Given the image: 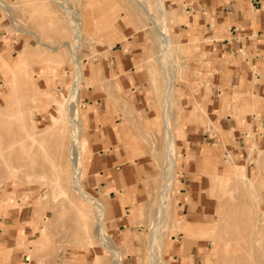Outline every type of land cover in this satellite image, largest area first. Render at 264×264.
Masks as SVG:
<instances>
[{
    "label": "rangeland",
    "instance_id": "1",
    "mask_svg": "<svg viewBox=\"0 0 264 264\" xmlns=\"http://www.w3.org/2000/svg\"><path fill=\"white\" fill-rule=\"evenodd\" d=\"M60 1L83 13L85 18L93 16L96 23L100 25L102 22L101 27H94L91 21L88 23V29H84L88 46L83 44L78 53L86 76L81 84L79 103L75 105L78 107L77 116L84 124L81 140L88 143L83 148L81 159L84 186L106 207V230L123 255V264H151L149 240L153 217L162 188L166 185L163 114L164 94L169 81L157 56L161 44L155 30L161 24H154L149 18V13L155 14L153 6L149 5L151 0H144L143 4L149 12L140 10L131 0ZM180 3L166 1L169 34L175 46L167 67L176 75L168 123L176 141H183L182 145L177 144V167L172 188L166 196L170 213L163 231L160 230L163 234L158 233L162 242V248L157 252L159 262L169 264V251L189 239V246L202 245L198 251L203 256V264H264L263 151L254 146L258 151L257 157L254 159L253 149L249 150L246 163L241 155H230L225 160L222 156L220 162L225 167L224 171L214 167L211 171L205 169L201 172L199 175L206 179L207 184L198 189V203L187 207L186 198L181 195L182 173L191 160L187 157L184 161L182 154V149L188 147L183 139L184 133L187 137L198 133L200 128L198 123L185 124L183 115L204 113L195 103L181 101L190 89L187 78L193 64L202 68L207 63L203 61L201 48L204 42L207 45L209 41L199 38L196 43H187L185 36L191 28L190 15L178 9L179 5L183 7ZM60 7L59 2L56 4L53 0H0V30L4 29L6 36V47L0 49V59L7 65L5 69L0 63V81L3 84L0 93V239L7 241L3 235L8 228L16 227L18 222L14 218L19 212L24 214L22 223L25 228L23 234L12 236L15 244L9 242L5 246L0 243V264H12L17 256L21 260L24 256L29 257L32 264H96L97 258L99 264H116L111 253L99 244L95 236V210L72 188L68 122H60L51 132L47 130L52 125V116L60 117L59 105L54 100L63 102L65 109L69 89L74 82L70 52L72 32L66 13ZM183 24L187 30H184L185 25L181 27ZM127 37L132 42L130 49L122 50ZM13 39L21 41L16 48L12 46ZM185 49L189 52L186 53ZM119 50L132 54L135 71L145 85L143 92L135 94L134 98L130 92L122 90L120 79L111 67V56ZM27 71L30 76L26 75ZM25 76H28V81L24 79V83L21 79ZM97 103L115 104L116 146L121 154L128 155V168L135 182L132 189L125 187V178L121 174L117 179L118 187L101 188L99 172L94 165L96 159L104 161L109 157L111 145L107 138V144L99 145V137L104 138L105 130L89 128V113L93 105L98 112ZM124 103L128 108H124ZM141 103H152L153 106H149V111ZM204 127V133L206 130L208 135H212ZM212 131L219 133L215 129ZM232 163L244 167L243 172L252 184L256 186L258 182L256 188L238 177ZM228 177H235L228 185L218 181ZM132 190L139 197L138 203L130 193ZM117 205L122 209L119 214ZM85 221L90 228L87 232L84 231ZM200 226L215 230L199 236ZM18 232H23L22 226L18 227Z\"/></svg>",
    "mask_w": 264,
    "mask_h": 264
},
{
    "label": "crops",
    "instance_id": "2",
    "mask_svg": "<svg viewBox=\"0 0 264 264\" xmlns=\"http://www.w3.org/2000/svg\"><path fill=\"white\" fill-rule=\"evenodd\" d=\"M176 2L179 4L182 2L183 7L177 5L178 9H183L187 15H190L188 17L191 28L185 36L188 39L187 43H196L199 38L209 41L207 45L204 42L201 48L203 61L207 63L202 68L193 64L187 78L190 89L186 92V98L181 101V103H195L199 111L204 110V113L200 111L197 115H183L185 124L198 123L197 125L200 126L198 133L189 134L187 137L184 133L183 137L186 145L188 144V147L185 146L182 149L184 161L187 157L191 158L185 165L186 169L180 181L183 186L181 195L188 198V203L185 199L188 207L200 201L198 189L207 184L206 179L199 175L201 172L211 171L214 167L216 170L224 171L225 167L220 161L229 159L230 155H241L246 163L249 159V150L252 149L255 159L258 151L254 149V146L264 152V0H176ZM90 21L94 27L96 25L101 27L102 22L99 25L96 23V18L88 16L85 18V30L88 29L87 25ZM185 29L187 30L186 25ZM4 33V29L0 30V49L6 47ZM20 42L13 39L12 46L16 48ZM123 43L122 50L130 49L132 42L129 37ZM6 50L7 48L4 52ZM185 52L188 53L189 50L185 49ZM131 56V53L125 54L120 50L113 52L111 67L121 81L119 84L122 90L125 93L130 92L134 98L135 94L143 92L145 85L135 71ZM203 76H205L204 81ZM2 88L3 84L0 81V93ZM97 104L98 112L94 110L93 105V110L89 113V128L94 130L97 127L99 131L105 130L107 136L103 131L105 139L99 137V145L107 144L106 138L111 145L109 157H106L104 161L101 158L96 159L94 165L95 170L99 172L101 188L118 187L117 179L121 174L125 178L123 181L125 187L132 189L135 182L131 169L128 168V155L121 154L116 146L118 137L114 130L116 126L113 125L116 123L115 104ZM141 104L145 110L150 111L149 106L152 103ZM89 106L92 105L89 104ZM124 108H128L126 104ZM203 125L212 135H208L206 130L204 133ZM118 129L122 133V130ZM214 129L219 133L214 134L212 131ZM207 135L208 138H204ZM214 139H217L216 142L210 143ZM182 141H177V144L182 145ZM214 156L220 159L217 160ZM130 193L135 196L138 203V195L133 190ZM116 210L118 214L122 212L120 205H117ZM22 215H24L23 212H19L18 217L14 218L18 223L15 228L7 229L3 235L7 241L3 242L0 239L1 244L5 246L9 245V242L15 244L16 241L12 240V236L16 237L24 233ZM19 226L23 227L22 233L18 232ZM199 228L200 236L206 228L204 226ZM189 243L191 241L187 239L182 246L169 251L167 260L169 264H203V256L198 251L202 245L198 244L196 248L189 246ZM22 260L24 264H32L27 256H24ZM22 260L17 256L12 264H22Z\"/></svg>",
    "mask_w": 264,
    "mask_h": 264
},
{
    "label": "bare ground",
    "instance_id": "3",
    "mask_svg": "<svg viewBox=\"0 0 264 264\" xmlns=\"http://www.w3.org/2000/svg\"><path fill=\"white\" fill-rule=\"evenodd\" d=\"M53 1L56 2V4H58L59 2V4L61 5L60 8L63 9L64 13H66V16H67V19L70 25L69 27L72 32V42L70 45L71 46L70 52H71V63L73 66L74 82L71 85V88L69 89L70 93L68 96V100L67 101L64 100L66 101V105L64 103L65 109L63 108V102H60L58 99L54 100V102L59 105V108L57 111L60 117L55 118L52 116V125L48 126L47 130L51 132L53 129L57 127V125L60 122H66V121L68 122L69 127H70V134H71L70 143L68 144L69 145V148H68L69 157L68 158H69V163L71 167L72 188L74 192L84 202L88 203L95 210V213H96L95 214L96 216L95 236L97 237L99 244L111 253L112 258H114L113 261L115 260L114 263L123 264L122 262L123 255L121 254L120 250L118 249L116 244L113 242V240L111 239L110 235L107 233V230H106V223H105L106 207L102 203H100L98 199H95L87 191L83 183L84 182V179H83L84 165L81 162V159L83 155V148L88 146V143L86 142V140L84 141L81 140V134L83 131L84 124L81 121L80 117L77 116L78 107L75 108V105L79 103V99L82 94L81 84L85 81V77H86L85 72L83 71L80 58L78 56L81 46L87 42L86 37H85V32H84L85 16L83 13H80L79 11L75 10V8H73L72 6L71 7L74 10L70 8L69 5L67 6V3L65 4V2L63 1H60V0L58 1L53 0ZM131 1L134 2L136 5H138L140 7V10L149 12L148 9L143 5L144 0H131ZM151 1L152 3H150L149 5L153 6V12L155 14L152 15L149 13V18L154 24H157V22H160L161 24V27L158 28V26H156V30H155L157 38H159L160 39L159 41L161 42V43L159 42V44H161V47H160V52L158 53L157 56L159 57V60L165 69V72L167 75L165 77H167L169 81L165 94H164V114H163L164 115L163 123H164V126L166 127V154H165L166 155V173H165L166 185L162 188V191L160 193L159 205L153 217L152 236L150 237V240H149V246H150V251H151V264H161L159 262V256H158L159 253L157 252L162 248V242L160 241L161 236L159 238L158 233L159 232L160 234L162 233L160 230L164 227L165 225L164 223L167 220V217L169 216V213H170L169 203H168L169 200L168 201L166 200L167 199L166 196L168 194L169 189L172 188V184L174 181V175H175V171L177 167L175 154L178 149V145H177L176 138L174 136L173 129L171 128V125L168 123V115H169L168 111L170 107L169 105L171 104L170 103L171 98L173 97L175 93L176 75L170 71L169 67H167V64L172 60L173 48L175 46H174L172 37L169 34V17H168L169 10L167 9V6H166L167 0H151ZM181 20L182 19L180 18V21ZM85 45L88 46V43H86ZM0 63L3 68L7 69V65L3 59L1 60ZM26 75H29L28 71ZM26 77L28 76H25V78L21 79L24 81V83H25L24 79L28 81V78ZM31 79L32 78L30 77L29 81ZM31 83H32V80H31ZM29 84L30 82H28V85ZM32 129H34V127ZM232 164H233L235 173L239 174L238 177H240L242 180H245L247 183H249L250 187L256 188L258 182H256L257 183L256 186L252 184V181L249 178H247V175L243 172L244 167L237 165L236 163L235 164L232 163ZM232 178H235V177H228V178H221V179L219 178L218 181L221 184L228 185L230 182H232ZM86 220L89 221L88 216H86ZM87 221L84 222V227H85L84 231L86 232L90 229ZM214 230L215 228L212 230L206 229L204 230L203 235H207L209 233L211 234L214 232ZM225 250L227 251V249ZM98 259L99 258H97V262H98ZM97 262L96 264H99Z\"/></svg>",
    "mask_w": 264,
    "mask_h": 264
}]
</instances>
